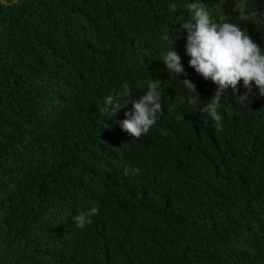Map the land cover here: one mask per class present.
<instances>
[{"label":"trees","instance_id":"obj_1","mask_svg":"<svg viewBox=\"0 0 264 264\" xmlns=\"http://www.w3.org/2000/svg\"><path fill=\"white\" fill-rule=\"evenodd\" d=\"M192 2L264 52L234 0H0V264H264V97L229 88L220 130L200 111L217 86L188 63ZM154 79L162 113L133 138L120 121Z\"/></svg>","mask_w":264,"mask_h":264},{"label":"clouds","instance_id":"obj_2","mask_svg":"<svg viewBox=\"0 0 264 264\" xmlns=\"http://www.w3.org/2000/svg\"><path fill=\"white\" fill-rule=\"evenodd\" d=\"M191 19L182 25L187 30L186 55L190 57L189 66L205 80H211L217 87L214 96L204 104L200 111L207 113L215 122L217 129L223 127V116L220 114L221 99L224 93L231 88L237 92L238 84L242 80L247 93L258 89L259 95L264 97V52L251 36L241 28L238 23L229 22L227 15H221L213 20L206 6L200 2H192L187 5ZM238 13L240 21H252L256 25H264V12L258 8L249 11V0H234V9ZM170 11L176 12L177 5H170ZM194 21V23L192 22ZM168 40L169 36L164 35ZM167 66V71L187 75L181 64V58L173 48L168 50L162 58ZM186 89L196 92V85L190 79L182 80ZM159 79L150 80L146 83V92L131 102L132 108L125 112L126 119L120 121V127L133 138H140L149 132L162 113ZM128 85H124V95H130ZM242 103L248 100V94L239 96ZM182 102V101H181ZM190 104L196 103L195 98L189 99ZM105 105H114L116 112L121 107L118 100L114 103V97L109 95ZM231 114V105L226 109ZM168 111H173V105H169ZM177 119H181L177 116ZM129 172L135 175L139 168H125V175ZM93 207L89 211H82L75 217L78 227L83 228L91 223V217L98 213Z\"/></svg>","mask_w":264,"mask_h":264},{"label":"water","instance_id":"obj_3","mask_svg":"<svg viewBox=\"0 0 264 264\" xmlns=\"http://www.w3.org/2000/svg\"><path fill=\"white\" fill-rule=\"evenodd\" d=\"M19 0H12V1H9V0H1V2L4 4V5H12V4H15L17 3Z\"/></svg>","mask_w":264,"mask_h":264}]
</instances>
